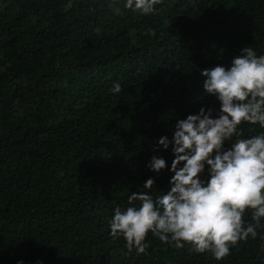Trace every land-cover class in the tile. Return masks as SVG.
I'll list each match as a JSON object with an SVG mask.
<instances>
[{
    "label": "trees",
    "instance_id": "1",
    "mask_svg": "<svg viewBox=\"0 0 264 264\" xmlns=\"http://www.w3.org/2000/svg\"><path fill=\"white\" fill-rule=\"evenodd\" d=\"M125 4L0 0V264H264V218L219 261L151 232L145 253L129 252L109 227L133 192L169 190L174 155L153 151L158 138L202 107L217 117L201 70L230 67L245 46L264 55V0H162L147 16ZM244 220L255 224L251 210Z\"/></svg>",
    "mask_w": 264,
    "mask_h": 264
},
{
    "label": "clouds",
    "instance_id": "2",
    "mask_svg": "<svg viewBox=\"0 0 264 264\" xmlns=\"http://www.w3.org/2000/svg\"><path fill=\"white\" fill-rule=\"evenodd\" d=\"M161 4L162 0H126L125 7L147 16L158 14L156 6ZM200 74L205 77L203 93L216 97L219 112L213 118L212 109L206 112L202 107L198 114L177 121L171 141L158 138L153 151L167 150L171 144L174 155L169 190L155 199L133 192L130 206L117 207L109 221L110 235L122 237L129 252L145 253L151 232L162 243L176 248L187 244L219 261L238 242L255 238L264 218V132L242 139L238 131L243 122L264 129V55L245 46L230 67L217 65ZM110 91L120 93L121 84L115 82ZM233 136L237 139L226 150L224 143ZM147 167L158 174L166 161L153 156ZM205 172L207 178L202 179ZM154 183L149 178L143 188L151 190ZM247 210L255 224L246 225Z\"/></svg>",
    "mask_w": 264,
    "mask_h": 264
}]
</instances>
